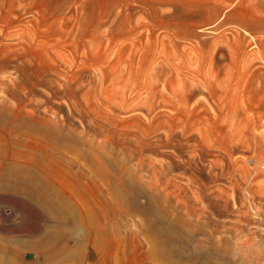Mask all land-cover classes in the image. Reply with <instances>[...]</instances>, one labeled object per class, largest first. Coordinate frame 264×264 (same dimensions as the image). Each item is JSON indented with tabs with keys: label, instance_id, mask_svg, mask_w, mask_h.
<instances>
[{
	"label": "rangeland",
	"instance_id": "1",
	"mask_svg": "<svg viewBox=\"0 0 264 264\" xmlns=\"http://www.w3.org/2000/svg\"><path fill=\"white\" fill-rule=\"evenodd\" d=\"M0 51V60L23 53L43 66L85 65L101 78L88 87L96 111L155 106L150 116L137 111L142 132L169 137L181 131L175 125L194 127L190 133L203 131L209 145L264 157V0H0ZM4 65L6 111L47 110L38 95L15 89ZM192 80L216 100L209 105L201 94L189 106L205 105L204 126L190 116L160 117L176 115ZM36 145L0 131V264H264L251 212L243 226H223V211L180 208L164 184L150 191L145 172L130 165V183L146 197L103 194V182L73 176ZM240 155L231 156L237 179L246 165L239 161L252 157Z\"/></svg>",
	"mask_w": 264,
	"mask_h": 264
},
{
	"label": "bare ground",
	"instance_id": "2",
	"mask_svg": "<svg viewBox=\"0 0 264 264\" xmlns=\"http://www.w3.org/2000/svg\"><path fill=\"white\" fill-rule=\"evenodd\" d=\"M0 61L14 75L9 82L18 81L14 83L17 91L25 87L28 92L26 96L38 95V101L44 107L50 105L45 111H40V107L35 105L29 114L15 110L8 113L5 102L0 100V131L11 139L31 137L37 142L36 148L41 153L56 160L73 176L80 179L92 176L91 179L103 182L106 191H98L103 194L113 190L125 200L146 197V194L132 187L131 178L125 170V166L130 165L135 174L145 172L150 191L160 192L164 184V190H170L173 202L180 208L184 204L186 207L201 206L208 211H223L224 216L219 222L223 226L233 223L241 227L248 221L245 219L246 213L250 216L251 212L256 230L261 231L259 239L261 242L264 240V192L256 183L260 175L264 176V157L245 148L209 145L205 131V135L200 130L190 133L194 127L175 125L181 131L171 133L169 137L147 130L142 132L138 123L140 117L136 115L140 112L137 111L144 110L145 115L150 116L155 110L154 105L146 104L142 109H123L117 111L116 116L115 113L98 112L100 108L89 104L87 96L90 94L88 87L96 76L99 78V74L93 75L94 72H90L85 65L78 66L76 71L63 66L65 63L60 65L63 67L43 66L31 55L23 53L3 55ZM38 91L39 94H36ZM201 94H206L209 105L216 103L208 86L192 80L178 97L180 109L174 108L176 115L171 117L159 113V116L169 120L190 116L193 122L198 121L204 126V118L208 117L205 105L189 107ZM34 95L30 99L35 98ZM232 152L252 156L246 158L243 155L245 159H241L240 155L239 162L246 165L239 179L230 173ZM6 189L8 191L10 188ZM63 221L65 224L68 222L66 218ZM41 255L45 256L44 253Z\"/></svg>",
	"mask_w": 264,
	"mask_h": 264
},
{
	"label": "water",
	"instance_id": "3",
	"mask_svg": "<svg viewBox=\"0 0 264 264\" xmlns=\"http://www.w3.org/2000/svg\"><path fill=\"white\" fill-rule=\"evenodd\" d=\"M33 256L32 255H27V258H32Z\"/></svg>",
	"mask_w": 264,
	"mask_h": 264
}]
</instances>
